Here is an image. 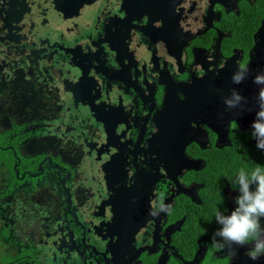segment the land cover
<instances>
[{
    "label": "flooded vegetation",
    "instance_id": "obj_1",
    "mask_svg": "<svg viewBox=\"0 0 264 264\" xmlns=\"http://www.w3.org/2000/svg\"><path fill=\"white\" fill-rule=\"evenodd\" d=\"M257 76L264 0H0V264H264L211 239L237 173L264 168ZM93 96L123 130L104 175L79 177Z\"/></svg>",
    "mask_w": 264,
    "mask_h": 264
},
{
    "label": "clouds",
    "instance_id": "obj_2",
    "mask_svg": "<svg viewBox=\"0 0 264 264\" xmlns=\"http://www.w3.org/2000/svg\"><path fill=\"white\" fill-rule=\"evenodd\" d=\"M247 79L246 66L240 65L231 77L233 85L239 86ZM255 83L264 86V76H257ZM246 98L241 96L236 88L224 98L226 110L243 109ZM253 135L257 140V148L264 150V112L252 123ZM238 195L234 199L235 207L217 208L214 221L219 225L211 239L219 247L248 248V258L256 262L264 258V168L257 166L250 173L241 170L233 181ZM171 208L159 201L153 216L160 213L170 214Z\"/></svg>",
    "mask_w": 264,
    "mask_h": 264
},
{
    "label": "water",
    "instance_id": "obj_3",
    "mask_svg": "<svg viewBox=\"0 0 264 264\" xmlns=\"http://www.w3.org/2000/svg\"><path fill=\"white\" fill-rule=\"evenodd\" d=\"M105 97L107 104H109L112 99L118 102V104H124V105L127 104L126 103L127 98L122 94H120L119 96L114 95V90H110L109 92H106ZM98 98L99 96H93L92 98L87 99V105L85 108H87L90 118H88L85 115V118L87 120L86 127L82 132V134L78 133L80 136L83 137L85 141L90 142L94 146V149L92 150L94 156L92 158L88 156L89 160H85L84 157H80L78 159L77 171L79 173V177H81L82 173L85 171L104 175L105 167L111 160L107 148L109 147L117 148L118 137L120 136V132L123 130V129H119L122 122L117 121L119 117H122V113L119 110H117L118 113L116 117H112L113 111L110 109H108V112L104 116L96 117L97 110H92L90 108L94 104L96 106L100 104V101L97 100ZM260 112H264V111L260 110L259 113ZM81 114L82 112L78 110H73V113L71 112L69 118H73L74 123L77 122L79 125V118L82 116ZM98 124H102V125L98 126ZM95 136L104 138L105 139L104 143H101L100 141L96 140ZM122 137H124V135ZM119 141H121V138H119ZM124 146L125 143L119 144V148H123ZM77 186L81 190H84V188L88 187L89 185L83 183L80 179H78ZM95 193L97 192L96 191L90 192L91 199L95 197L93 195ZM87 198L89 197L86 196L85 199L87 200ZM75 261L76 264H82L77 258H75Z\"/></svg>",
    "mask_w": 264,
    "mask_h": 264
}]
</instances>
